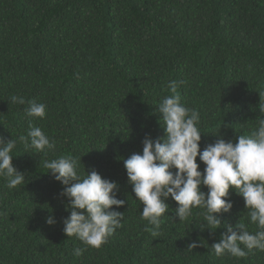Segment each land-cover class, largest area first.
<instances>
[{
	"label": "trees",
	"instance_id": "16d2710c",
	"mask_svg": "<svg viewBox=\"0 0 264 264\" xmlns=\"http://www.w3.org/2000/svg\"><path fill=\"white\" fill-rule=\"evenodd\" d=\"M173 80L181 103L199 112L201 151L256 130L264 118V0H0V137L17 140L12 163L25 175L15 189L0 177V264H264L259 250L217 257L211 245L227 228L201 232L199 208L180 222L171 197L160 235L145 230L153 226L141 218L123 160L142 154L146 136L164 137L158 105ZM33 101L46 105L44 119L26 115ZM30 122L54 151L25 149L19 137ZM62 155L81 158L82 176L95 170L116 182L126 201L112 209L124 213L123 227L99 249L64 234L69 201L44 167ZM229 199L222 225L258 231L243 198L230 189ZM74 248L87 250L76 257Z\"/></svg>",
	"mask_w": 264,
	"mask_h": 264
},
{
	"label": "clouds",
	"instance_id": "9594fccd",
	"mask_svg": "<svg viewBox=\"0 0 264 264\" xmlns=\"http://www.w3.org/2000/svg\"><path fill=\"white\" fill-rule=\"evenodd\" d=\"M178 86L177 81H171L168 85L171 95L165 96L158 105L164 137L153 140L146 136L142 154L134 153L123 160L132 191L144 205L141 218L153 226L145 230L154 237L160 235L162 217L169 209L166 201L171 197L178 205L174 211L180 222L188 220L193 209L199 208L204 210L201 232L214 233L213 229L227 228L219 242L211 245L217 257L244 258L250 251H264V118L259 119L258 127L250 135H239L236 142L219 138L201 151L199 112L181 103ZM12 102L24 104L25 99L13 96ZM259 110L264 113V104L259 105ZM25 111L30 121L46 117L43 103L30 102ZM19 140L26 150L45 155L56 148L55 141L31 122L27 135L20 136ZM16 146L17 140L5 141L0 137V177L7 179L9 189L25 182V175L12 163ZM197 157L205 165L203 172L199 170ZM80 164L81 158L72 155L44 161L48 173L63 186L60 195L69 201L66 211H70V216L63 220L64 234L99 249L123 227L124 213L112 209L124 207L126 201L117 198L116 182L102 178L95 170L85 171L86 175L82 176ZM202 186L208 189L207 193L201 191ZM230 189L243 198L250 222L259 229L254 234L240 222L235 227L222 225L221 215L233 208ZM55 223L51 215L46 219L49 226ZM200 246H203L202 240L192 241L187 250ZM86 250L74 248L73 254L80 257Z\"/></svg>",
	"mask_w": 264,
	"mask_h": 264
}]
</instances>
